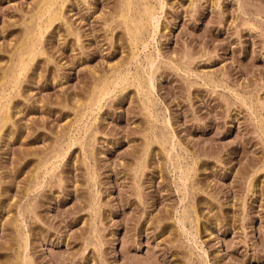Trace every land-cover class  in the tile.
Here are the masks:
<instances>
[{"label":"rangeland","instance_id":"rangeland-1","mask_svg":"<svg viewBox=\"0 0 264 264\" xmlns=\"http://www.w3.org/2000/svg\"><path fill=\"white\" fill-rule=\"evenodd\" d=\"M53 1L0 0V264H264V0Z\"/></svg>","mask_w":264,"mask_h":264},{"label":"bare ground","instance_id":"bare-ground-1","mask_svg":"<svg viewBox=\"0 0 264 264\" xmlns=\"http://www.w3.org/2000/svg\"><path fill=\"white\" fill-rule=\"evenodd\" d=\"M43 1H45V0H43ZM51 1H53V0H51ZM53 2H54V1H53ZM142 2H143V1H142ZM149 2H150V1H149ZM54 3H55V2H54ZM128 3H129V2H128ZM43 4H44V2H43ZM45 4H46L45 7H46V6L48 7V4H50V3H49V1H48V3L45 2ZM52 4H53V3H52ZM52 4H51V5H52ZM143 4H144V3H143ZM146 4H147V3H146ZM148 4H149V3H148ZM150 4H151V3H150ZM126 5H127V4H126ZM133 5H134V4H133ZM144 5H145V4H144ZM53 6L55 7V4H54ZM126 7H129V6H126ZM147 7H148V6H147ZM153 7H154V6H153ZM40 8H42V6H41ZM49 8H50V7H49ZM51 8H53V7H51ZM135 8H136V7H135ZM144 8H146V7L144 6ZM151 8H152V6H151ZM47 9H48V8H47ZM47 9H45L44 11H47ZM53 9H54V8H53ZM125 10H126V9H125ZM44 11H43V12H44ZM49 11H50V9L48 10V12H49ZM130 11H131V10H130ZM133 11H134V10H133ZM144 11H146V10H144ZM150 11H151V10H150ZM53 12H54V10H53ZM50 13H51V11H50ZM50 13L48 14V18H49L50 16H52V15H50ZM124 13H125V12H124ZM126 13H127V12H126ZM129 13H130V12H129ZM39 14H40V13H39ZM43 14H44V13H43ZM144 14H145V17H148V18L150 17V18H152L151 15H150V13H149V11H146ZM46 15H47V14H46ZM46 15H43V18H44V16H46ZM128 15H129V14H128ZM140 16H141V15H140ZM52 17H53V16H52ZM55 17H56V16H55ZM57 17H58V16H57ZM125 17H127V16H125ZM39 18H41V17H39ZM128 18H129V17H128ZM128 18H126V19H128ZM130 18H131V17H130ZM133 18H134V17H133ZM143 18H144L143 15H142V17H139V19H138V17H137L138 22H139V23H142ZM52 19H53V20H52L51 22L54 21V18H52ZM134 19H135V18H134ZM137 19H136V20H137ZM41 20H42V19H41ZM48 20H50V19H48ZM55 20H56V19H55ZM132 20H133V19H132ZM154 20H155V19L152 20V24H153V25H154ZM127 21H128V20H127ZM49 22H50V21H49ZM51 22H50V23H51ZM138 22H137V23H138ZM146 22H147V21H146ZM146 22H145V23H146ZM131 23H132V22H131ZM137 23H136V24H137ZM147 23H148V22H147ZM149 23H150V22H149ZM39 24H40V23H39ZM45 24H47V22H46ZM129 25H130V22H129ZM137 25H138V24H137ZM40 26H41V25H40ZM40 26L38 27L39 29L41 28ZM42 26H43V25H42ZM133 26H134V25H133ZM141 26H142V25H141ZM141 26H140V27H141ZM151 26H152V25H151ZM151 26H150V28H151ZM44 27H46V26H44ZM135 27H136V26H135ZM42 28H43V27H42ZM130 28H131V27H130ZM135 29H136V28H135ZM142 29H143V27H142ZM132 30H133V29H132ZM136 30H137V34H138L139 29H136ZM133 32H135V31H133ZM33 33H34V32H33ZM33 33H32V34H33ZM39 33H40V31H39ZM135 33H136V32H135ZM30 34H31V33H29V35H30ZM34 34H36V33H34ZM34 34H33V35H34ZM37 34H38V33H37ZM40 34H41V33H40ZM140 34H142V33L140 32ZM29 35H28V36H29ZM39 36H41V35H39ZM135 36H138V35L135 34ZM35 37H36V36H35ZM37 37H38V36H37ZM37 37H36V39H34V37H32V38L26 37L25 40L27 39V41H28V38H29V40H30V42H31V39H34V43H35L36 40H39V39H40V37H38L39 39H38ZM41 37H42V36H41ZM134 41H135V40H134ZM32 42H33V41H32ZM23 43H24V42H23ZM26 43H29V42H26ZM34 43H33V44H34ZM31 44H32V43H31ZM33 44H32V45H33ZM32 45H29V46H32ZM27 46H28V44L26 45V47H27ZM29 46H28V48H29V50H30L31 47H29ZM23 50H24V51H25V50L27 51V49H25V45L23 46ZM29 54H30V53H29ZM33 55H34V54H33ZM20 56H21V55H20ZM22 56H23V55H22ZM22 59H23V58H22ZM22 59H20V60L22 61ZM24 62H25V61H24ZM150 62H151V61H150ZM150 64H151V63H150ZM17 65H18V64H16V66H17ZM152 66H153V65H152ZM17 67H18V68H19V67L21 68L20 65L17 66ZM23 70H25V69L23 68ZM11 74H12V72H11ZM8 76H9V75H6V77H8ZM11 76H12V75H11ZM9 78H12V77H9ZM5 79H6V78L4 77V80H5ZM9 80H10V79H9ZM9 80H8V78H7V81H9ZM7 81H6V82H7ZM12 82H13V81H12ZM102 89H103V88H102ZM105 92H106V91H105ZM103 93H104V91H103ZM100 94H101V93H100ZM100 94H98V95H100ZM104 95H105V93H104ZM99 99H100V98H99ZM99 99H98V100H99Z\"/></svg>","mask_w":264,"mask_h":264}]
</instances>
